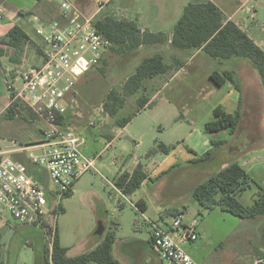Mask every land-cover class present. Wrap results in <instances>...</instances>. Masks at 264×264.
Listing matches in <instances>:
<instances>
[{
	"label": "rangeland",
	"instance_id": "374dc122",
	"mask_svg": "<svg viewBox=\"0 0 264 264\" xmlns=\"http://www.w3.org/2000/svg\"><path fill=\"white\" fill-rule=\"evenodd\" d=\"M258 1V15L250 17L247 23L256 39L264 43V0ZM116 4L110 3L108 10ZM25 29L36 43L40 42L31 24H26ZM33 49L35 44L27 42L21 56L27 57ZM6 50L5 62L0 60V145L3 148L12 146L11 141L26 142L30 130L34 136H39L41 125L23 105L15 118L4 116L9 101L5 82H14L19 87L17 76L23 72L20 67L11 70L15 51ZM145 53L146 49L140 48L131 54H120L111 47L103 57L105 60L102 58L81 76L74 87L67 114L70 128L84 139L82 151L97 156L105 145L106 134L115 135L116 139L100 154L102 157L97 158L99 173L85 172L74 182L70 196L62 200L57 215L60 244L69 247L68 256H76L91 250L111 232L115 237L112 255L121 264H160L150 242V227L145 217L162 223L163 210L167 212V221L172 211L184 210L186 218L198 221V238L185 243L184 247L199 264H256L254 261L264 259V215L242 218L219 207L203 210L192 191L209 175L221 170L224 162L237 160L240 163L243 159L247 161L244 169L248 175L264 189V90L257 69L251 61L240 57L219 63L204 52L182 56L181 59L189 60L185 70L177 73L155 96L154 102L121 129L115 120L134 111L138 98L148 97L144 92L146 88L126 98L115 116L108 115L102 104L110 91L121 93L123 82ZM236 58L240 63L234 64L238 71L234 70L235 77L245 98L242 97L243 117L238 134L229 135L226 130L207 132L204 124L213 118L215 107L221 106L226 111L234 107L229 102L231 94L227 87L215 85L209 71L221 72L228 64L233 66L231 60ZM202 133L210 141L227 140L220 146L223 151L213 160L198 159L199 156L196 159L186 149L188 146L199 149ZM160 142L175 147L169 154L157 150L155 155L147 156ZM153 161L159 163V170H154L151 178L133 193L124 194L114 185V176L108 169L113 167L111 162H118L123 169L132 172L137 163L151 167ZM174 162L176 165L170 171L158 175V171ZM256 191L257 187L251 186L239 200L245 205L251 204ZM141 198L147 202V210L138 206ZM99 227H102L101 234ZM46 249L45 234L40 228L19 224L10 227L0 220V263L42 264Z\"/></svg>",
	"mask_w": 264,
	"mask_h": 264
},
{
	"label": "built area",
	"instance_id": "2783aa9c",
	"mask_svg": "<svg viewBox=\"0 0 264 264\" xmlns=\"http://www.w3.org/2000/svg\"><path fill=\"white\" fill-rule=\"evenodd\" d=\"M60 9V16L48 22L30 17L40 38L38 62L17 76L19 87L5 82L9 103L24 102L41 121L40 134L0 148V220L10 227L40 228L50 264L62 200L85 172L99 173L98 157L82 151L83 138L70 128L67 112L71 95L78 79L113 46L98 31L94 17L74 1H61ZM160 218L162 223L145 217L159 263L199 264L184 247L198 238L197 219L186 218L184 210L171 214L169 221ZM256 264H264V259Z\"/></svg>",
	"mask_w": 264,
	"mask_h": 264
},
{
	"label": "trees",
	"instance_id": "16d2710c",
	"mask_svg": "<svg viewBox=\"0 0 264 264\" xmlns=\"http://www.w3.org/2000/svg\"><path fill=\"white\" fill-rule=\"evenodd\" d=\"M96 26L98 31L113 43L112 47L120 54L125 52L131 54V52H136L141 45L160 44L167 40L164 33L141 31L133 20L106 16L97 19ZM28 41H30L28 34L19 25L12 26L0 39L2 45L11 47L15 51L22 50ZM171 45L181 50L201 49L210 58L217 61L232 57L248 59L257 69L264 90V50L235 22L224 20L222 11L211 0H197L185 5L180 18L174 25ZM35 49L39 54L40 48L38 45ZM1 53L2 49L0 48V55ZM182 65L183 63L179 61L166 64L160 54L144 57L136 66L134 72L123 82L121 93L112 90L107 94L106 100L102 104L104 111L110 116H115L119 109L123 107L126 98L134 95L142 88L145 79L161 73L176 71ZM209 77L217 86H221L227 81L230 82L240 91V95L234 112H227L221 106L215 107L212 111L213 118L205 122L204 130L207 132L226 130L229 135H235L243 117L241 88L237 83L235 74L231 70L221 72L213 70L210 72ZM148 101L149 98L146 96L138 98L134 111L117 118L116 124L124 127L144 108ZM22 105L29 110L28 113L31 116L37 118L28 106L20 100L9 103L4 116L9 119L15 118L22 109ZM210 142L213 148H218L226 143V140H211ZM173 148V146H167L160 142L155 149H151L146 155L148 156L157 150L167 154ZM212 150L208 149L198 159L206 160L211 156ZM147 178L148 175L144 171L143 165L137 163L132 172L124 171L117 175L114 178V185L124 194H131ZM253 185L257 187V191L252 203L245 205L239 200V196ZM69 196L70 194L67 195V197ZM192 196L203 210L211 211L219 207L222 211L242 218H254L264 215V189L248 175L237 160L229 162L223 169L198 183L193 188ZM137 204L142 210L145 209V200L139 199ZM178 211L180 210H174L171 214ZM114 241L113 233L108 232L91 250L76 256H68V248L60 244L56 228L52 242V264H88L90 262L121 264L112 255ZM42 264H50L47 249Z\"/></svg>",
	"mask_w": 264,
	"mask_h": 264
},
{
	"label": "crops",
	"instance_id": "0c3cea01",
	"mask_svg": "<svg viewBox=\"0 0 264 264\" xmlns=\"http://www.w3.org/2000/svg\"><path fill=\"white\" fill-rule=\"evenodd\" d=\"M63 0H0V39L5 35V33L14 25H19L24 29V31L27 33L25 26L26 24H31L32 28V22L30 17L32 15L38 16L41 20L48 22L52 19L58 18L61 13L60 9V2ZM74 1L78 7L81 8V10L89 15H92L94 19L99 15L102 17L110 16L114 17L116 19H127V20H133L137 23L138 27L141 31H147V32H153V33H164L167 37V40L164 43L160 44H148V45H141L138 47L145 48L146 53L143 55L142 59L146 56H151L153 54H160L163 57V60L166 64H173L176 61L182 62L183 65L176 71L173 72H167V73H161L158 74L152 78H147L142 83V88L144 90L145 94H148L149 101L144 106L148 107L154 102V98L159 92L162 90V88L167 85V83L179 72L185 70L189 60L188 59H181V57L186 56L190 53L194 52H203L201 49H177L174 48L171 45V38H172V32L175 23L180 18L183 8L186 4L190 2H195L197 0H69ZM214 2L219 9L222 11L224 20H232L235 22L242 30L246 31V33L249 35L250 38L254 40V42L262 48L263 41H258L255 37V33H252V29L248 28V19L254 16L256 17L258 15V10L256 3L260 2L258 0H211ZM110 3H117L114 8H111L108 10V5ZM249 15V16H248ZM100 17V18H102ZM254 17V18H255ZM98 18V19H100ZM247 23V24H246ZM28 34V33H27ZM30 41H32L35 44V47L38 45L36 43V40H34L29 34H28ZM29 42V41H28ZM39 46V45H38ZM25 47V45H24ZM23 47V49H24ZM0 48L2 49V53L0 55V60L5 62L6 58V49L11 48L5 45H2L0 43ZM13 49V48H12ZM15 51L13 56L14 65L12 66L11 70L13 69H21L23 71L27 70L30 66L38 62V52L36 49H33L31 53L25 57V55L21 56V52L23 51ZM263 49V48H262ZM264 50V49H263ZM141 59V60H142ZM231 59V58H230ZM183 60V61H182ZM217 61V60H215ZM223 61V60H222ZM234 61L233 66L228 64V68L230 69H224V70H231L234 72L237 71L234 68V64L240 63V59L236 58ZM141 61H139L140 63ZM221 61H219L220 63ZM138 63V64H139ZM137 64V65H138ZM136 68V67H135ZM213 70L209 71L212 72ZM238 72V71H237ZM240 73V72H239ZM14 74V73H13ZM235 74V72H234ZM168 76V77H167ZM240 76V74H239ZM167 77V78H166ZM237 80V79H236ZM240 88L242 86L237 81ZM229 85V86H228ZM222 86H226L228 89V93L231 94L229 97V102L234 105L232 111L227 112H234V110L237 107L238 97L240 95V91H238L231 83L228 81L225 82L223 85L218 86L221 88ZM149 92V93H148ZM241 91V98L242 96ZM247 101V100H246ZM251 101V99H250ZM252 104V101L250 102ZM9 105V101L7 102L5 109L3 113H5L7 106ZM143 108V109H144ZM226 111V110H225ZM25 121H29L27 118H24ZM116 122V120H115ZM131 122V121H130ZM129 122V123H130ZM128 124H126L124 127L119 128H125ZM240 127V126H239ZM239 130V128H238ZM238 134V131L236 135ZM28 138L31 136H34V133L30 130L28 132ZM202 136V143L199 146V149L195 147L188 146L186 149L188 153L192 154L194 158H197L198 156H201L204 152H206L208 149H215L213 151L212 155L209 157L211 160L215 159L217 155H219L220 151L222 152L221 148H213L210 142V138L205 137L204 134H200ZM105 145L102 148L101 151L98 152L97 157L99 159L102 157V154L106 148L112 146L113 141H115L116 136L115 135H105ZM162 143V142H161ZM227 143V140H226ZM224 143V144H226ZM84 144V139H83ZM82 144V145H83ZM164 144V143H163ZM166 145V144H165ZM168 146V145H167ZM170 146V145H169ZM175 147L174 145H172ZM171 146V147H172ZM1 149H6L8 147H2L0 145ZM156 147L152 148L155 149ZM220 149V150H219ZM155 152V153H154ZM152 152L151 154L155 155L156 151ZM170 153V152H169ZM167 153V154H169ZM150 154V155H151ZM166 154V153H165ZM148 155V156H150ZM151 155V156H152ZM150 156V157H151ZM112 168L111 174H113V179L119 175L120 173L126 171L123 169L122 166L119 165L118 162H111ZM228 163L224 162L223 166L225 167ZM243 168L247 164L246 160H242V162L239 163ZM104 167V164H101ZM176 165V163H170L168 167L163 170L161 169L158 175L164 174L167 171H170L171 168H173ZM159 163L157 161H153L152 166L145 165L144 171L147 173L148 178H151V174L154 170H159ZM222 167V169L224 168ZM152 168V169H151ZM131 172V171H127ZM147 181L144 180L143 183ZM73 192V188L71 193ZM70 193V194H71ZM143 199V198H141ZM144 200V199H143ZM146 202V201H145ZM138 208V207H137ZM148 209L147 202L145 205V210ZM160 217H165L167 212L166 210H163L162 213H160ZM6 224V223H5ZM24 227V226H23ZM28 227V226H25ZM32 227V226H29ZM67 247V246H65ZM68 251H69V247ZM67 251V253H68ZM254 263H256L254 261Z\"/></svg>",
	"mask_w": 264,
	"mask_h": 264
},
{
	"label": "water",
	"instance_id": "95a60500",
	"mask_svg": "<svg viewBox=\"0 0 264 264\" xmlns=\"http://www.w3.org/2000/svg\"><path fill=\"white\" fill-rule=\"evenodd\" d=\"M98 233H99V234L102 233V227H99V229H98Z\"/></svg>",
	"mask_w": 264,
	"mask_h": 264
}]
</instances>
